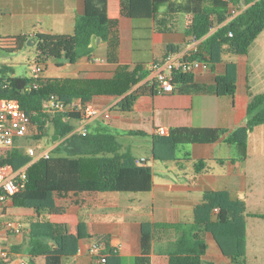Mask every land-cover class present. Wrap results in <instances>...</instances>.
Instances as JSON below:
<instances>
[{
	"label": "crops",
	"instance_id": "crops-1",
	"mask_svg": "<svg viewBox=\"0 0 264 264\" xmlns=\"http://www.w3.org/2000/svg\"><path fill=\"white\" fill-rule=\"evenodd\" d=\"M87 1L0 0V68L8 66L16 76L13 57L19 52L7 53L10 39L25 36L32 40L40 34L73 35L76 19L85 14ZM185 2L173 0L174 7ZM107 4L111 11L119 8L126 11L128 7L127 0H107ZM185 25V14L171 12L169 4L161 5L150 19L123 15L115 23L111 41L101 40L90 55L75 64L48 62L40 78L110 80L124 68L149 71L154 62L166 57L169 46L175 47L176 53L185 49L189 41ZM228 63L237 65V90L234 96L219 97L216 78L226 74ZM193 74L191 84L175 85L174 91L168 94L153 93L142 83L138 84L133 91L139 97L130 114L113 112L110 118L72 122L75 132L89 129L117 137L124 150H130L138 161L144 160L152 168L153 188L149 193L56 195L57 205L84 222L91 237L81 241L79 253L65 259L63 264H95L90 254L95 242L102 243L104 251H117L123 264H134L135 258L142 254L143 223L191 224L194 209L208 191H226L233 199L245 201L249 264L250 227L264 223V219L256 216L264 215V125L250 134L246 148L227 144V138L246 125L251 98L264 94V31L246 56L225 53L222 63L202 67ZM118 101L111 96H97L93 100L94 106L102 109L115 106ZM162 128L169 133L177 128H209L222 130L224 134L215 143L182 145L177 150L181 156L177 155L176 161L159 162L153 159L152 147ZM24 139H19L17 144ZM56 146L57 143L53 147ZM200 162L204 166L198 167V171L196 165ZM35 217L32 210L11 205L2 221L20 223L28 229ZM11 235L5 236V244L10 247L13 259V249H19V239L13 240L15 237ZM178 237L175 230H156L151 264H169L168 251ZM206 241L208 251L203 257L204 264H230L212 235L208 234ZM19 258L12 264H20L21 260L29 263L27 256ZM42 260L45 261L42 257L36 259L35 264Z\"/></svg>",
	"mask_w": 264,
	"mask_h": 264
},
{
	"label": "trees",
	"instance_id": "trees-1",
	"mask_svg": "<svg viewBox=\"0 0 264 264\" xmlns=\"http://www.w3.org/2000/svg\"><path fill=\"white\" fill-rule=\"evenodd\" d=\"M127 2L126 11L121 8L111 11L107 0H88L85 14L76 19L73 35H37L34 38L38 52L37 66L43 69L50 61L75 64L94 51V37L103 42L111 41L115 23L121 16L150 19L164 4H169L173 13L185 14L186 34L202 40L200 51L191 60L205 66L222 63L225 53L246 56L264 31V0H186L184 5L176 7L173 0ZM231 4L245 8L229 21ZM28 41L25 36L10 39L7 53L23 51ZM173 53H176V48L169 46L166 57ZM236 74L237 65L228 63L226 74L216 78L217 96L235 95ZM149 75L148 70L137 68L130 71L124 68L110 80L35 79L16 77L8 66L0 68V98L19 102L30 121V135L37 132L35 139L40 140L46 136L51 125L54 131L51 141L54 136L59 138L48 159L38 160L30 166L33 158L19 144L0 160V165H10L16 171L28 166L25 187L14 197L13 206L32 210L36 215L26 229L30 264H35L40 257L45 259V264H63L65 259L79 253L81 241L91 239L86 224L57 205L56 195L72 192L149 193L153 188L152 168L138 161L130 150H124L117 137L104 131L90 132L89 129L75 132L72 122L81 120V113L51 117L44 113V103L55 96L68 105L79 101L84 110L94 105L95 97L111 96L119 99L112 113L130 114L139 97L133 88ZM193 79V73L175 72L173 84L188 85ZM35 83L39 84L38 89L33 88ZM262 125L264 94L251 98L246 125L234 130L227 138V144L246 148L250 134ZM222 134L224 131L219 129H173L168 136L154 139L153 159L159 162L176 161L180 146L215 143ZM200 166L204 163L196 165L198 171ZM247 216L245 201L233 199L226 191H208L203 196V202L194 209L191 224L143 223L142 254L135 258L134 264H151L153 241L158 229L179 233L177 241L168 251L169 264H204L208 234L213 236L230 264H248ZM256 216L264 219V215ZM102 254L106 258L105 264H123L122 257L115 250L106 249Z\"/></svg>",
	"mask_w": 264,
	"mask_h": 264
},
{
	"label": "built area",
	"instance_id": "built-area-1",
	"mask_svg": "<svg viewBox=\"0 0 264 264\" xmlns=\"http://www.w3.org/2000/svg\"><path fill=\"white\" fill-rule=\"evenodd\" d=\"M243 10V7H231L229 11L232 16L229 21L237 17ZM230 36L232 37L233 35L230 34ZM201 44L202 40L191 36L183 51L170 54L164 59L154 62L149 68L150 75L142 82L143 86L160 94L172 93L175 89L173 84L175 72L194 73L198 69L205 67L200 62L191 60L200 51ZM42 72V67L37 66L34 69V78H40ZM33 88L38 89L39 84L35 83ZM114 107L102 109L92 105L83 110L79 101L68 105L58 100L57 97L51 96L44 103L43 110L45 114L51 117L57 114L81 113L83 120L92 121L100 118H110ZM29 123L30 121L22 111L18 101L0 98V160L17 144L19 139H24L28 134L30 135ZM158 134L160 136H168L169 132L162 128ZM26 151L33 158V161L28 166L38 160L50 157V152L47 151L38 153L33 148H27ZM141 162L144 163L145 161ZM27 167L16 171L10 165H0V264H12L11 249L5 244V236L20 231L26 232V229L20 223L2 221V217L7 209L13 205L14 197L25 187ZM103 251L102 243H93L90 254L95 264H105L106 258L102 254ZM20 264H25V261H21Z\"/></svg>",
	"mask_w": 264,
	"mask_h": 264
},
{
	"label": "rangeland",
	"instance_id": "rangeland-1",
	"mask_svg": "<svg viewBox=\"0 0 264 264\" xmlns=\"http://www.w3.org/2000/svg\"><path fill=\"white\" fill-rule=\"evenodd\" d=\"M237 7H244L242 5H237ZM38 57V52L36 46L26 44L23 51L15 54L13 57V66L15 68L17 77H28L34 78V69L37 67L36 59ZM54 131L52 126L48 127L46 136L40 140H36L35 137L38 135L35 134L27 135V137L23 140V142L19 145L23 148L32 147L38 153L50 150V152L54 149V144L59 142V140L51 141V136H53ZM53 147V148H52ZM178 158H180L181 154L178 152ZM25 229V228H24ZM27 232L20 231L18 233H14L11 236L15 238L13 240L19 239L18 247L19 250L14 251V257L12 262L20 260V257L28 255V238L26 237ZM17 236V238H16ZM19 236V237H18ZM13 238V237H12ZM23 261V260H21ZM249 264H264V223L258 225H252L250 227V244H249V256H248ZM25 264H30L25 261ZM39 264H45V261L42 260Z\"/></svg>",
	"mask_w": 264,
	"mask_h": 264
},
{
	"label": "water",
	"instance_id": "water-1",
	"mask_svg": "<svg viewBox=\"0 0 264 264\" xmlns=\"http://www.w3.org/2000/svg\"><path fill=\"white\" fill-rule=\"evenodd\" d=\"M100 42H101V39H100V38H96V37H94L93 40H92V46H93V47H97V45H98ZM27 44H28V45H32V46H34V45H36V42H35L34 39H32V40H29ZM58 139H59V138H58L57 136H54V137H53V141H55V142H56Z\"/></svg>",
	"mask_w": 264,
	"mask_h": 264
}]
</instances>
